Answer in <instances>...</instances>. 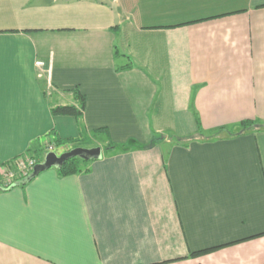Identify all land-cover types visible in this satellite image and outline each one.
<instances>
[{
	"label": "crops",
	"instance_id": "crops-1",
	"mask_svg": "<svg viewBox=\"0 0 264 264\" xmlns=\"http://www.w3.org/2000/svg\"><path fill=\"white\" fill-rule=\"evenodd\" d=\"M110 1L0 0V167L52 130L103 150L0 191V264H264V0ZM77 90L80 127L50 111Z\"/></svg>",
	"mask_w": 264,
	"mask_h": 264
},
{
	"label": "trees",
	"instance_id": "trees-1",
	"mask_svg": "<svg viewBox=\"0 0 264 264\" xmlns=\"http://www.w3.org/2000/svg\"><path fill=\"white\" fill-rule=\"evenodd\" d=\"M75 97L79 102V106L57 105V106L51 107L50 111L53 116H72L74 117L78 121L79 127H80L81 120L83 118L84 110L86 107V98L78 90L75 91ZM255 124H260L262 127H264L263 123H260L257 121L246 120L240 124V131L246 130ZM102 132H104L105 134H108L107 130L105 129H99L96 131V133H102ZM223 132L229 133V135L234 133V132H230V130L228 131V129L223 127L219 129L218 132L214 134V136H218V134L223 133ZM46 139L47 141L43 148H40L39 150L29 149L26 153L19 155L5 162L0 167V191H8V190L15 188L13 187L15 183L22 181L32 172V170H21L19 168V163L22 160L32 159L35 161L36 164L41 163L44 161L43 160L44 156L49 152L58 153V150L61 147H66L67 151L73 149L74 143L80 140H83V136H81L79 139L64 140L57 136V132L55 130H52L49 133V135L46 136ZM156 140H160V138ZM153 145H154V141L149 144H142L134 139H131L122 144H115V143L109 142V144H107L104 147V152H112V151L129 152L132 150L151 148ZM90 162L91 161H84L80 158H71L67 160L60 169H58V172L62 177L86 173L89 171L88 165ZM4 172L6 173L11 172L14 175L11 182L8 185H4L2 183L4 181V175H5ZM27 184L28 183H24V184H21L20 186H25ZM222 247L224 246L206 249V250L199 251V252H194V253H191L187 258H197L199 256H203L211 252H214L215 250H218Z\"/></svg>",
	"mask_w": 264,
	"mask_h": 264
},
{
	"label": "water",
	"instance_id": "water-1",
	"mask_svg": "<svg viewBox=\"0 0 264 264\" xmlns=\"http://www.w3.org/2000/svg\"><path fill=\"white\" fill-rule=\"evenodd\" d=\"M99 3L108 5L114 15L115 24L119 23V16L117 12V5L110 0H96ZM103 156V150L101 147L85 148L76 147L69 151L58 154L56 152H49L46 154L44 161L34 166L32 172L22 181L17 182L13 187H19L21 184L30 183L33 179L39 176L41 173L48 171L52 168L60 169L64 163L71 158H80L84 161L99 160Z\"/></svg>",
	"mask_w": 264,
	"mask_h": 264
},
{
	"label": "built area",
	"instance_id": "built-area-1",
	"mask_svg": "<svg viewBox=\"0 0 264 264\" xmlns=\"http://www.w3.org/2000/svg\"><path fill=\"white\" fill-rule=\"evenodd\" d=\"M39 66H42L43 63L40 62L38 63ZM36 165L35 161L32 160V159H25V160H22L20 163H19V168L21 170H33L34 166ZM5 175H4V181L2 182L4 185H8L12 178H13V173H6L4 172Z\"/></svg>",
	"mask_w": 264,
	"mask_h": 264
},
{
	"label": "rangeland",
	"instance_id": "rangeland-1",
	"mask_svg": "<svg viewBox=\"0 0 264 264\" xmlns=\"http://www.w3.org/2000/svg\"><path fill=\"white\" fill-rule=\"evenodd\" d=\"M121 61V60H120ZM195 134H192L191 132L190 133H183V131L179 134H176V135H173V134H170L169 136L171 137L172 140H174L175 142H182V141H185V140H188L189 138L193 137ZM91 143V144H90ZM74 145H77V146H89V145H93V142L89 141V140H80L76 143H74ZM72 147V146H71ZM60 152V149L58 150V154H61L59 153ZM46 156V155H45ZM44 156V158H45ZM43 158V160H44Z\"/></svg>",
	"mask_w": 264,
	"mask_h": 264
}]
</instances>
